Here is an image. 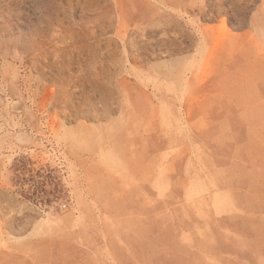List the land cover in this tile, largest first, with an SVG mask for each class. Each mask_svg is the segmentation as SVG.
I'll list each match as a JSON object with an SVG mask.
<instances>
[{
	"label": "rangeland",
	"instance_id": "obj_1",
	"mask_svg": "<svg viewBox=\"0 0 264 264\" xmlns=\"http://www.w3.org/2000/svg\"><path fill=\"white\" fill-rule=\"evenodd\" d=\"M263 117L264 0H0V264H264Z\"/></svg>",
	"mask_w": 264,
	"mask_h": 264
},
{
	"label": "bare ground",
	"instance_id": "obj_2",
	"mask_svg": "<svg viewBox=\"0 0 264 264\" xmlns=\"http://www.w3.org/2000/svg\"><path fill=\"white\" fill-rule=\"evenodd\" d=\"M262 30V29H261ZM253 41V40H252ZM254 43V42H253ZM260 49V48H259ZM233 51V50H232ZM163 107V106H162ZM168 108V107H167ZM258 111V110H257ZM165 114V113H164ZM256 115V114H255ZM258 115H260V114H258ZM160 116H161V112H160ZM164 116V115H163ZM264 118V117H263ZM163 121V120H162ZM141 122V121H140ZM172 122V121H171ZM165 125V124H164ZM166 127V126H165ZM223 128V127H222ZM260 130V129H259ZM258 131V130H257ZM263 134V133H262ZM258 139V138H257ZM249 144V143H248ZM111 149H113V148H111ZM113 151H114V149H113ZM116 151V150H115ZM167 152V151H166ZM165 156V155H164ZM104 158V157H103ZM167 158V157H166ZM198 164V163H197ZM189 165V164H188ZM253 165V164H252ZM261 168V167H260ZM125 169V168H124ZM212 169V168H211ZM210 169V170H211ZM240 170V169H239ZM258 171V170H257ZM119 172V171H118ZM209 172V171H208ZM212 173V172H211ZM120 176V175H119ZM128 178V177H127ZM124 179V178H123ZM198 180V179H197ZM156 181V180H155ZM131 182V181H130ZM190 189V188H189ZM241 192V191H240ZM140 193V192H139ZM223 194V193H222ZM219 196V195H218ZM197 199V198H196ZM195 199V200H196ZM227 199V198H226ZM225 201H227V200H225ZM205 202V201H204ZM228 202V201H227ZM147 203H149V202H147ZM184 203V202H183ZM188 203V202H187ZM175 207V206H174ZM188 207V206H187ZM239 207V206H238ZM202 208V207H201ZM187 210V209H186ZM202 210V209H201ZM227 210V209H226ZM234 211V210H233ZM188 212V211H187ZM180 213V212H179ZM191 214V213H190ZM211 216V215H210ZM126 220V219H125ZM199 226V225H198ZM140 228V227H139ZM191 229V228H190ZM210 231V230H209ZM206 232V231H205ZM130 233V232H129ZM132 233V232H131ZM185 233V232H184ZM208 233V232H207ZM206 233V234H207ZM189 237V236H188ZM209 238V237H208ZM191 239V238H190ZM206 239V238H205ZM124 240V239H123ZM200 240V239H199ZM203 240V239H202ZM207 240V239H206ZM205 244V243H204ZM209 244V243H208ZM208 246V245H207ZM210 246H212V245H210ZM206 247V246H205ZM200 251V250H199ZM214 252V251H213ZM146 255V254H145ZM139 256V255H138ZM15 257V256H14ZM83 258V257H82ZM133 262V261H132Z\"/></svg>",
	"mask_w": 264,
	"mask_h": 264
},
{
	"label": "built area",
	"instance_id": "obj_3",
	"mask_svg": "<svg viewBox=\"0 0 264 264\" xmlns=\"http://www.w3.org/2000/svg\"><path fill=\"white\" fill-rule=\"evenodd\" d=\"M67 207H68L67 204H63V205H62V208H63V209H67Z\"/></svg>",
	"mask_w": 264,
	"mask_h": 264
}]
</instances>
